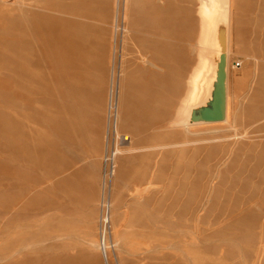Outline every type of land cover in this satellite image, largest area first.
I'll return each mask as SVG.
<instances>
[{"label":"rangeland","instance_id":"obj_1","mask_svg":"<svg viewBox=\"0 0 264 264\" xmlns=\"http://www.w3.org/2000/svg\"><path fill=\"white\" fill-rule=\"evenodd\" d=\"M117 1L0 0V264H264V0H232L230 120L189 129L217 0H144L114 61ZM114 62L139 148L116 157Z\"/></svg>","mask_w":264,"mask_h":264},{"label":"bare ground","instance_id":"obj_2","mask_svg":"<svg viewBox=\"0 0 264 264\" xmlns=\"http://www.w3.org/2000/svg\"><path fill=\"white\" fill-rule=\"evenodd\" d=\"M143 1L144 0H125V5H126V3H128V4H130L132 6L133 10L135 11L134 12L135 16L131 18V14H126L125 13V16H123L122 19H121V9H122L121 0L117 1L116 22L114 24V29H115V34H116V38L114 40V48H113L114 61L117 59V56H116L117 53H118V42H117L118 41L117 40L118 37L117 36H118L120 30H122L123 32L125 30L128 31L127 34L132 32L135 36L138 37V38L136 37V42H137L136 44L138 45L137 46L138 47V53H140V50L142 48V39H141V37L139 38V36H140V33L143 32V29L145 27L146 21L150 18L149 17L150 16L149 11L147 10L148 9L147 8V4H145V2H143ZM216 5H217L216 6V10L215 11H210V14H212L214 26L217 29L216 37H217V42H218V45H219L218 54L215 55V60L217 61V68H218L219 59H220V56L222 54V46H221V43H220V34L222 32H224V35H225V38H226V52L225 53H226V72H227V82H226L227 107H226V119L224 121H229L230 120L229 119L230 118L229 76H230V70H231V68L233 66L232 65V60H231V49H230L231 48L230 47V43H231V9H232L231 5H232V0H217V4ZM210 8H211V6H210ZM222 8H224V11H222ZM162 9L163 10L166 9L165 8V4L163 5ZM218 14H220V16H218ZM121 21H122V24H121ZM169 27H170V24H168V28ZM171 27H173V25ZM171 27L169 28L170 30H167V32L171 31ZM126 37H127V35L125 36V34H124L122 36V43H120V46H121L120 53L121 54L119 56H121L120 57L121 66H122V63H123L122 59L123 58L125 59V57L127 58V56H128V54H127L128 52H127ZM129 52H130V50H129ZM131 52H133V51L131 50ZM126 54H127V56H126ZM141 59H142L143 62L147 63L148 65L154 66V64L147 57L142 56ZM129 63L130 62H128V64ZM127 66H129V65H127ZM216 76H217V71H216ZM114 77H115V62H114V69H113V75H112V90H111V107L114 108V113H113V118H112V116H110L109 123H110V125L112 124V130H113L116 138L119 140V146L116 149V152L114 154V156L116 157L117 155L122 154V153H132L134 151L139 150V148L136 147V145H135L133 134L130 131L129 132L123 131V128H122V126L124 127L126 123H128V126L134 125V123H135V108L133 109V107H132L130 102H128V103L127 102H123L120 105L119 104L120 96L119 97L117 96V99L114 101V89H113ZM208 86L209 85H207V86L205 85V88L203 90H201L200 93H199V96L201 97V102L198 105L192 107L190 109V111H189V114L186 117L178 118L177 120L172 122V128L173 129L177 128V127H183L185 129H189L191 126H195L197 124H201V123H191L190 117H191L192 110L197 109L200 106H206L208 104V102L211 100L210 99L208 102H205L206 95L209 93L208 88H207ZM192 94H193L192 87L188 83V96H191ZM208 124H211V123H208ZM172 145H174V144H172ZM166 149H169V148H166ZM173 149H174V146H173ZM148 150L149 149H147V151ZM137 153H139V152H137ZM152 188L153 187H149L147 189H152ZM142 194H143L142 191H139V190L136 191L135 198H137V199L142 198ZM110 207L111 206H109L108 210L110 209ZM101 250L103 252L104 258H106V260H108V257H107V245H106V242H105V236L103 237Z\"/></svg>","mask_w":264,"mask_h":264},{"label":"water","instance_id":"obj_3","mask_svg":"<svg viewBox=\"0 0 264 264\" xmlns=\"http://www.w3.org/2000/svg\"><path fill=\"white\" fill-rule=\"evenodd\" d=\"M222 54L219 59L216 82L211 100L206 106L192 110L191 123H220L226 119L227 107V72H226V38L224 32L220 34Z\"/></svg>","mask_w":264,"mask_h":264}]
</instances>
